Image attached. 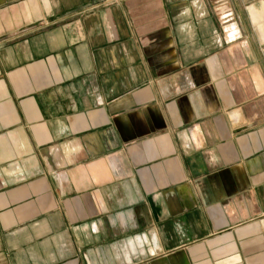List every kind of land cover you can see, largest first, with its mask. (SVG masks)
I'll return each mask as SVG.
<instances>
[{"label":"crops","instance_id":"0c3cea01","mask_svg":"<svg viewBox=\"0 0 264 264\" xmlns=\"http://www.w3.org/2000/svg\"><path fill=\"white\" fill-rule=\"evenodd\" d=\"M0 264H264V0H0Z\"/></svg>","mask_w":264,"mask_h":264}]
</instances>
